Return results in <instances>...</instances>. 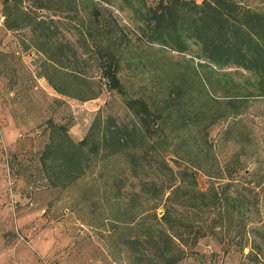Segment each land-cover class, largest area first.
<instances>
[{
	"label": "rangeland",
	"instance_id": "1",
	"mask_svg": "<svg viewBox=\"0 0 264 264\" xmlns=\"http://www.w3.org/2000/svg\"><path fill=\"white\" fill-rule=\"evenodd\" d=\"M60 1L77 16L89 59L85 72L101 92L86 102L56 95L36 76L38 55L24 49L27 32L0 29V264H134L117 237L107 234L110 193L103 173L134 168L143 162V150L153 149L174 172L190 174L174 163L173 151L196 136L190 114L206 109L216 121L206 139L213 163L194 182L184 177L181 184L188 196L204 194L215 208L210 213L187 206L180 214L203 228L214 218V231L185 247L178 264H264V72L213 68L201 58L193 29L207 0ZM229 2L251 41L264 45V0ZM159 6L169 10L162 27L152 19ZM70 31L65 37L74 42ZM98 112L135 122L144 149L96 162L90 174L64 189L48 187L39 176L26 180L17 170L15 162H28L45 143V120L66 124L69 138L78 142ZM233 169L240 172L231 181ZM153 204L144 205L145 214L160 224L163 211L151 210Z\"/></svg>",
	"mask_w": 264,
	"mask_h": 264
},
{
	"label": "trees",
	"instance_id": "2",
	"mask_svg": "<svg viewBox=\"0 0 264 264\" xmlns=\"http://www.w3.org/2000/svg\"><path fill=\"white\" fill-rule=\"evenodd\" d=\"M24 1L3 0V28L12 33L27 32L24 49L33 50L38 55L36 76L43 79L58 96L79 102L97 98L101 88L85 72L89 59L82 47L85 36L76 14L60 0H31L26 6ZM203 4L202 19L198 21V28L193 29L201 58L213 68L233 67L264 72V56L259 58L264 54V45H259L263 47L261 52L259 46L247 36L239 25L242 19L235 18V8L229 0H207ZM168 11L165 6L152 11V19H156L158 27L167 22ZM65 21L73 22L74 25L64 24ZM70 30L77 36L74 42L65 37V33ZM99 33L105 46L113 52L112 43L100 30ZM89 48L94 54L92 61L95 62L94 50L91 45ZM106 81L108 88H112L113 83L109 82V78ZM53 102L59 103V100L54 99ZM192 115L194 117L190 125L197 129L196 136L191 141L180 142L173 151L174 163L190 169V174L184 170L174 172L164 155L153 149L143 150L142 132L135 122L130 119L123 121L109 114L101 115L99 112L85 138L78 142L69 138L66 124H55L48 118L44 122L47 134L41 150L28 162L14 164L26 180L39 176L48 187L64 189L90 174L96 162H109L122 153L143 150V162L137 163L134 168L121 165L110 170V176L109 172L103 173L102 178L108 181L110 193L108 201H105L107 234L110 239L117 237L134 264H178L186 256L185 247H193L199 239L213 235L214 231V218L203 228L198 224L187 223L180 214L187 206L199 210L200 205L210 213L215 208L211 204L212 200H205L204 194L188 196L181 184L184 177L194 182L196 174L205 173L208 164L213 163L211 145L206 139L208 131L216 123L214 114L206 109L196 110ZM238 170L231 171L229 180H235L236 174L240 172ZM175 173L183 176L181 180ZM114 201L118 204H113ZM149 202L155 203L151 210L156 209V206L162 209L163 221L160 224L156 222L154 214L146 216L144 205ZM91 209L95 210L92 202ZM137 209H140L139 215ZM153 219L157 226L152 222ZM250 256L248 254L247 258ZM256 259L253 256V260Z\"/></svg>",
	"mask_w": 264,
	"mask_h": 264
},
{
	"label": "built area",
	"instance_id": "3",
	"mask_svg": "<svg viewBox=\"0 0 264 264\" xmlns=\"http://www.w3.org/2000/svg\"><path fill=\"white\" fill-rule=\"evenodd\" d=\"M2 2L3 0H0V29H3Z\"/></svg>",
	"mask_w": 264,
	"mask_h": 264
}]
</instances>
